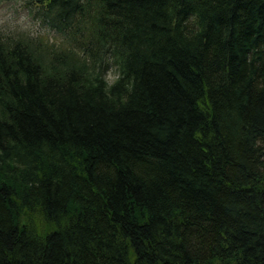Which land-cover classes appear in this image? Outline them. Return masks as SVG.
I'll return each instance as SVG.
<instances>
[{
    "label": "trees",
    "instance_id": "16d2710c",
    "mask_svg": "<svg viewBox=\"0 0 264 264\" xmlns=\"http://www.w3.org/2000/svg\"><path fill=\"white\" fill-rule=\"evenodd\" d=\"M27 3L57 39L0 32V264H264V0Z\"/></svg>",
    "mask_w": 264,
    "mask_h": 264
},
{
    "label": "rangeland",
    "instance_id": "374dc122",
    "mask_svg": "<svg viewBox=\"0 0 264 264\" xmlns=\"http://www.w3.org/2000/svg\"><path fill=\"white\" fill-rule=\"evenodd\" d=\"M28 8L27 0H0V32L5 34H31L57 39L56 34L38 21ZM114 71L115 69L112 68Z\"/></svg>",
    "mask_w": 264,
    "mask_h": 264
},
{
    "label": "clouds",
    "instance_id": "9594fccd",
    "mask_svg": "<svg viewBox=\"0 0 264 264\" xmlns=\"http://www.w3.org/2000/svg\"><path fill=\"white\" fill-rule=\"evenodd\" d=\"M121 78L122 74L120 72H115L112 68H109L107 74L104 76V82L107 85V87L105 88V93L107 94L111 87L119 82Z\"/></svg>",
    "mask_w": 264,
    "mask_h": 264
}]
</instances>
